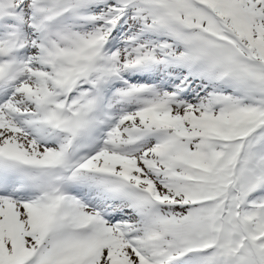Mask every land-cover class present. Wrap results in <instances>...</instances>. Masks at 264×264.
Returning a JSON list of instances; mask_svg holds the SVG:
<instances>
[{
  "label": "snow or ice",
  "instance_id": "obj_1",
  "mask_svg": "<svg viewBox=\"0 0 264 264\" xmlns=\"http://www.w3.org/2000/svg\"><path fill=\"white\" fill-rule=\"evenodd\" d=\"M0 264H264V0H0Z\"/></svg>",
  "mask_w": 264,
  "mask_h": 264
}]
</instances>
